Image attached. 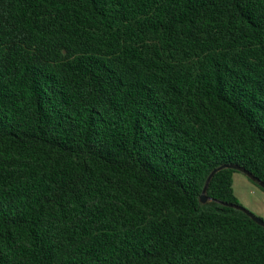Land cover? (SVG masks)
I'll return each mask as SVG.
<instances>
[{"label": "trees", "instance_id": "trees-1", "mask_svg": "<svg viewBox=\"0 0 264 264\" xmlns=\"http://www.w3.org/2000/svg\"><path fill=\"white\" fill-rule=\"evenodd\" d=\"M222 166L264 183V0H0V264H264Z\"/></svg>", "mask_w": 264, "mask_h": 264}, {"label": "rangeland", "instance_id": "rangeland-1", "mask_svg": "<svg viewBox=\"0 0 264 264\" xmlns=\"http://www.w3.org/2000/svg\"><path fill=\"white\" fill-rule=\"evenodd\" d=\"M234 190L241 205L254 214L264 219V192L255 186L243 173L234 175Z\"/></svg>", "mask_w": 264, "mask_h": 264}, {"label": "water", "instance_id": "water-1", "mask_svg": "<svg viewBox=\"0 0 264 264\" xmlns=\"http://www.w3.org/2000/svg\"><path fill=\"white\" fill-rule=\"evenodd\" d=\"M224 168H231V169H234L236 171H239V172L245 174L251 181L256 182V183H259V186L264 189V183L261 182L258 178H256L252 173H250L245 168L240 167V166H222L220 168L215 169L210 174V176L208 177V180L206 182L204 191H203L202 196H201V201H202L203 204H206L207 202L212 201V200H209V198L207 196V191H208V188H209V184H210L211 180L213 179V177L218 172H220L221 170H223ZM223 205H225L227 207H231V208H236L238 210H241V211L245 212L255 223H257L258 225L264 227V220H262L261 218L255 216L254 214H252L251 212H249L245 208L240 207V206H236V205H233V204H227V203H223Z\"/></svg>", "mask_w": 264, "mask_h": 264}]
</instances>
